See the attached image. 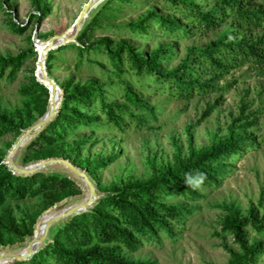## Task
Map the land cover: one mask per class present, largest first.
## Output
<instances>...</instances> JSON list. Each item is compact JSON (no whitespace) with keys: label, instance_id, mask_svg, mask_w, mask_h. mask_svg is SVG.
Here are the masks:
<instances>
[{"label":"rangeland","instance_id":"1","mask_svg":"<svg viewBox=\"0 0 264 264\" xmlns=\"http://www.w3.org/2000/svg\"><path fill=\"white\" fill-rule=\"evenodd\" d=\"M88 1L0 0V58L20 57L14 77H7L9 67L0 80V115L14 122L29 113L40 118L38 110L42 101L49 100V90L36 78V42L64 34ZM193 1L204 12L214 6L213 0ZM240 2L245 10L264 9V0ZM157 18H169L182 28L170 32L160 26ZM137 24H142L143 32L132 28ZM26 25L24 33L15 29ZM238 27V22L228 14L218 29L205 32L182 4L175 6L169 0H104L84 21L80 34L87 33L85 44L77 40L46 55L47 74L60 88L68 81L73 85L100 87L95 102L82 109L97 121H87L69 130L59 144L63 158L100 162L94 181L103 193L152 178L157 173L151 163L176 170V157L187 159L190 148L196 152L208 150L232 136L256 140L253 146L232 153L225 160L229 167L217 181L193 184L194 195L173 189L162 192L160 202L179 207L183 215L179 221L170 220L171 232L159 229L156 236L140 237L136 251L123 250L129 261L227 264L230 250L239 249L233 232L225 227L227 211L223 206L233 204L241 217H247L250 208L255 207L260 218L264 217V63L251 62L232 68L215 81L222 91L196 93L182 100L168 82L162 83L145 71L138 74L127 59L129 49L136 55L149 57L167 46L172 53L162 59L159 70L169 71L182 62L188 49L205 48L225 34L230 33L229 40L233 41L264 37V27ZM114 53L121 55L117 57ZM195 71L202 80L212 78L202 67H196ZM216 100L221 104L201 119L208 105ZM101 102L104 108H117L121 127L105 119ZM246 122L254 125L244 128ZM17 138L15 132H2L0 127L1 163ZM60 194L65 196L67 192ZM5 206L11 209L17 222L28 223L44 210V198L39 195L9 200ZM244 232L249 244L262 243L263 252L256 264H264V229L248 226Z\"/></svg>","mask_w":264,"mask_h":264},{"label":"trees","instance_id":"2","mask_svg":"<svg viewBox=\"0 0 264 264\" xmlns=\"http://www.w3.org/2000/svg\"><path fill=\"white\" fill-rule=\"evenodd\" d=\"M169 1L175 6L182 4V7L189 11V16L195 19L205 32L218 29L228 14L240 25L237 29L264 27V9L245 10V5L240 0H213L214 6L205 12L193 0ZM156 21L170 32L182 28L169 18H157ZM27 27L16 26L15 29L24 33ZM132 28L138 29L140 33L144 31L142 24L134 25ZM230 35L225 34L205 48L188 49L182 62L169 71L159 70L162 59L172 53V49L167 46L159 48L149 57L136 55L129 49L127 59L131 68L138 74L145 71L155 75L162 83L168 82L179 99L188 100L196 93L222 91L223 88H218L215 81L232 68L251 62L259 65L264 63V37L256 40L242 37L233 41L229 40ZM87 37V33L83 31L77 40L85 44ZM114 54L117 57L121 55ZM19 65L20 57L0 58V80L9 67L11 69L7 77L13 78ZM196 67H202L211 73L212 78L202 80L195 71ZM61 89L64 96L59 114L24 151L22 156L24 163L61 157L59 142L63 141L67 132L84 125L87 121H97V118L87 116L82 109L95 102L100 87L94 84L73 85L68 81ZM134 96L137 100L136 95ZM47 104V100L41 102L38 110L40 117L45 113ZM138 104L144 105L141 101H138ZM220 104L221 101L216 100L213 105H208L201 119L208 117ZM100 105L105 119L121 127L122 118L117 108L113 109L110 106L104 108L102 102ZM36 120L38 119L31 113L26 118H21L19 122L0 115V127L2 132L12 131L19 136ZM251 125H254L253 122H246L243 127ZM255 143L254 138L240 139L232 136L208 150L196 152L190 148L187 159L176 157L174 171L156 167L151 163V168L157 173L152 178L145 182H134L129 188L104 193L92 210L75 216L55 229L52 233V242L44 249L30 260L16 264H157L148 260L129 261L123 255V250L136 251L141 243L140 237L147 234L156 236L159 229L171 232L170 220L179 221L182 217L183 212L179 207L166 206L160 202V194L169 193L173 189L176 192L194 195L196 191L193 184L199 183L202 178L203 185L217 181V177L223 176L229 167L225 160L232 153H241L242 149ZM72 162L86 170L93 180L96 179L95 171L98 165H101L100 162H91L87 159H76ZM98 190L103 193L99 188ZM61 192H67V195L62 196ZM79 194L81 189L78 185L62 173L39 172L29 176H18L0 162V247L24 242L27 237L33 235L35 223L45 210L67 197ZM39 195H43L44 210L28 223L17 222L12 216L11 209L5 206L9 200L18 201ZM223 207L227 211L225 227L233 232L234 241L239 249L238 252L230 250L227 264H256L263 252L262 243L249 244L244 230L248 226L264 229V217L260 218L255 207L250 208L247 217H241L240 211L233 204Z\"/></svg>","mask_w":264,"mask_h":264},{"label":"water","instance_id":"3","mask_svg":"<svg viewBox=\"0 0 264 264\" xmlns=\"http://www.w3.org/2000/svg\"><path fill=\"white\" fill-rule=\"evenodd\" d=\"M104 0H89L82 8L73 24L71 33L55 35L48 39L38 55L36 78L49 90V100L45 113L22 131L16 142L11 146L4 164L9 171L18 176H29L39 172H59L74 181L81 189L82 194L68 197L47 210L37 219L33 235L17 245L0 247V264H16L28 261L39 251L52 242V233L62 223L75 216L92 210L105 195L101 193L94 180L86 170L75 165L71 160L63 157H53L35 161L24 165L22 156L27 147L43 132L57 117L62 104L64 91L48 76L46 71V55L53 49L74 43L82 30L89 13Z\"/></svg>","mask_w":264,"mask_h":264},{"label":"bare ground","instance_id":"4","mask_svg":"<svg viewBox=\"0 0 264 264\" xmlns=\"http://www.w3.org/2000/svg\"><path fill=\"white\" fill-rule=\"evenodd\" d=\"M72 30H73V25L70 26V27H69L64 33H71ZM47 41H48V40H45V41L38 40V42H36V46H35V48H36V50H37V52H38V55H39V53L41 52L43 46H45V44H46ZM36 50H35V51H36ZM36 74H37V77H39V72L37 71V69H36Z\"/></svg>","mask_w":264,"mask_h":264},{"label":"clouds","instance_id":"5","mask_svg":"<svg viewBox=\"0 0 264 264\" xmlns=\"http://www.w3.org/2000/svg\"><path fill=\"white\" fill-rule=\"evenodd\" d=\"M199 183H201V184L203 183V178L199 181Z\"/></svg>","mask_w":264,"mask_h":264}]
</instances>
